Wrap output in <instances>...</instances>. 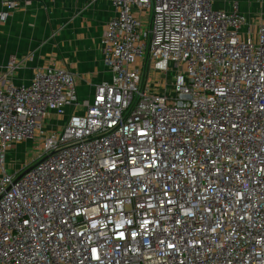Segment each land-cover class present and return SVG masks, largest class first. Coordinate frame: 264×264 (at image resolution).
I'll return each mask as SVG.
<instances>
[{
    "label": "built area",
    "instance_id": "2783aa9c",
    "mask_svg": "<svg viewBox=\"0 0 264 264\" xmlns=\"http://www.w3.org/2000/svg\"><path fill=\"white\" fill-rule=\"evenodd\" d=\"M103 1L90 98L65 68L0 75V264H264V17Z\"/></svg>",
    "mask_w": 264,
    "mask_h": 264
},
{
    "label": "crops",
    "instance_id": "0c3cea01",
    "mask_svg": "<svg viewBox=\"0 0 264 264\" xmlns=\"http://www.w3.org/2000/svg\"><path fill=\"white\" fill-rule=\"evenodd\" d=\"M16 1L7 20L0 22V75L10 56L18 65L7 82L15 85L28 84L36 69L65 68L76 76L79 98H90L94 85L109 77L100 59V41L114 15L112 7L103 0ZM219 1L215 4L225 9L233 4ZM263 2L238 6L247 15L264 17Z\"/></svg>",
    "mask_w": 264,
    "mask_h": 264
},
{
    "label": "rangeland",
    "instance_id": "374dc122",
    "mask_svg": "<svg viewBox=\"0 0 264 264\" xmlns=\"http://www.w3.org/2000/svg\"><path fill=\"white\" fill-rule=\"evenodd\" d=\"M246 1H249V0H221V3L223 4L224 2L225 4L237 3L239 6H242L243 3H245ZM262 11L264 13V6H263ZM34 149H35L34 145L30 142H22V143L17 144L14 148L10 149V151H8L6 155L9 166H14L15 164L22 163L24 159L27 161L32 159L34 157V154H33ZM25 152H27V154H25Z\"/></svg>",
    "mask_w": 264,
    "mask_h": 264
},
{
    "label": "water",
    "instance_id": "95a60500",
    "mask_svg": "<svg viewBox=\"0 0 264 264\" xmlns=\"http://www.w3.org/2000/svg\"><path fill=\"white\" fill-rule=\"evenodd\" d=\"M27 171V170H26Z\"/></svg>",
    "mask_w": 264,
    "mask_h": 264
}]
</instances>
